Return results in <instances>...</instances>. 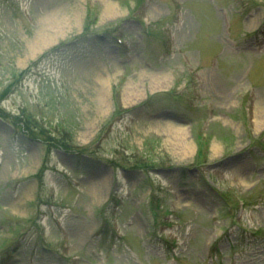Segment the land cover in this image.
I'll return each instance as SVG.
<instances>
[{"label": "rangeland", "instance_id": "1", "mask_svg": "<svg viewBox=\"0 0 264 264\" xmlns=\"http://www.w3.org/2000/svg\"><path fill=\"white\" fill-rule=\"evenodd\" d=\"M106 1L0 0V259L21 242L7 264H72L74 256L79 264H264V126L255 128L264 113V45H255L264 37V0H181L171 54L160 33L170 0L150 1V35L130 18L142 0H108L120 13L103 18ZM121 30L128 53L114 40ZM182 54L201 77L195 107L189 93H159L188 80ZM159 74L169 81L153 85ZM129 81L139 83L133 99ZM249 84L257 98L245 118ZM121 108L130 109L122 123L112 118ZM111 118L93 152L90 143ZM52 151L61 160L56 178ZM147 168H155L149 176ZM118 194L123 240L105 215ZM237 197L247 202L243 212ZM48 201L57 203L64 230L53 224ZM100 225L104 232L92 237ZM170 236L176 258L165 250Z\"/></svg>", "mask_w": 264, "mask_h": 264}, {"label": "bare ground", "instance_id": "2", "mask_svg": "<svg viewBox=\"0 0 264 264\" xmlns=\"http://www.w3.org/2000/svg\"><path fill=\"white\" fill-rule=\"evenodd\" d=\"M117 13H120L117 10V6H115L114 4H112L111 2H109L107 0L106 3H105L103 14H102L103 18H109L111 16H115ZM75 15H76L74 17L75 22H78L79 21V18H78L79 15H78V13H76ZM52 37H49V36H48V38L41 37L39 39V41L35 42V44L31 47L32 52H35V51H37V50H39L41 48H44V46H46V45H48L50 43V41L52 40ZM168 81H169V76L168 75L159 74V75H156V76L153 77L152 83H153V85H160V84L166 83ZM125 91H126L127 95L129 94L130 96H133V97H131L133 99L135 96H137V92L139 91V83L137 81H129V83L125 86ZM105 102H106V100H101V102H100V103H102V108H103L101 110L102 114H107L109 112L108 111L109 108L106 107L107 104ZM263 111H264V108H263ZM255 124H256L255 125L256 130H258L257 128L264 126V113H262V116L260 118L256 119ZM169 126H168L169 128H172L174 125L171 126V124H169ZM171 131L173 133L176 132L175 136H178L177 139L181 140L183 135H182V130H181L180 127L179 128L176 127L175 130H171ZM183 146H185V147L188 146L189 147V143L186 141V143H183ZM213 150H214V152H217L218 151V146L213 144ZM184 153H185V151L183 150L182 154H184ZM238 167L239 168L242 167L243 168L242 171L247 168L246 165H241V166H238ZM233 168L235 169V164L233 165Z\"/></svg>", "mask_w": 264, "mask_h": 264}]
</instances>
